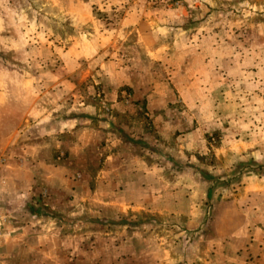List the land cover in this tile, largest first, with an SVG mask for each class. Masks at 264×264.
Returning <instances> with one entry per match:
<instances>
[{
	"label": "rangeland",
	"instance_id": "374dc122",
	"mask_svg": "<svg viewBox=\"0 0 264 264\" xmlns=\"http://www.w3.org/2000/svg\"><path fill=\"white\" fill-rule=\"evenodd\" d=\"M37 102L51 178L21 187L3 145ZM250 227L264 0H0L1 264H208Z\"/></svg>",
	"mask_w": 264,
	"mask_h": 264
},
{
	"label": "crops",
	"instance_id": "0c3cea01",
	"mask_svg": "<svg viewBox=\"0 0 264 264\" xmlns=\"http://www.w3.org/2000/svg\"><path fill=\"white\" fill-rule=\"evenodd\" d=\"M38 105L39 103L37 102L35 106L30 109L28 115L32 118L27 121V124H25L22 120L23 123L21 122L17 126L18 128H16V130L13 129L12 134L7 137V142L5 143V145H3V148L6 147L3 151H5V154L9 156L10 150L8 144H13V141H15V139H22L24 141L23 147H21L20 150L22 152V156L29 160L28 167L22 169L24 163L23 161H21V167H18L16 165L3 166V170H1L6 176L9 177V181H11L12 183L15 184L21 182V187L23 186L24 182L31 181L33 179L34 173L36 172V165L40 166L41 163H43L41 162V160L37 162L36 156H38L42 151H45L47 153L49 152L48 149H50L49 146L45 144L44 140H39V136H35L34 134L33 136H27V134L29 133V128L31 126H34L35 123H40V121L43 120L41 117V110L43 109V107L40 108ZM34 118L36 120L35 123H31ZM42 130L45 131V127ZM49 131L51 135L56 134L55 130L52 132L51 126ZM64 145V142H60L59 144H54V146L50 147L52 149L55 148L58 151H61L59 149V146L64 147ZM40 167L42 168V170L44 169L46 174L44 180L48 183L51 178L50 176H48L50 170L44 165H41ZM13 179L17 180V182ZM232 239L234 241L233 245L231 244L232 247L228 249H224L221 247L220 251L216 250V252L213 253V257H215L216 259L211 260L208 264H264V230L262 228L260 229L256 227H250L249 231H243L242 235H240L237 231L233 234ZM241 245H243L242 250H240ZM213 261H216V263H213Z\"/></svg>",
	"mask_w": 264,
	"mask_h": 264
},
{
	"label": "built area",
	"instance_id": "2783aa9c",
	"mask_svg": "<svg viewBox=\"0 0 264 264\" xmlns=\"http://www.w3.org/2000/svg\"><path fill=\"white\" fill-rule=\"evenodd\" d=\"M0 264H1V262H0Z\"/></svg>",
	"mask_w": 264,
	"mask_h": 264
}]
</instances>
